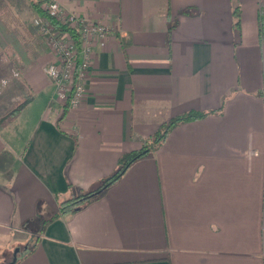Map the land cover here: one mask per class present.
<instances>
[{"label":"crops","instance_id":"0c3cea01","mask_svg":"<svg viewBox=\"0 0 264 264\" xmlns=\"http://www.w3.org/2000/svg\"><path fill=\"white\" fill-rule=\"evenodd\" d=\"M53 1L109 32L64 110L40 15L0 0V248L16 264H264V0ZM190 110L210 113L43 225Z\"/></svg>","mask_w":264,"mask_h":264},{"label":"built area","instance_id":"2783aa9c","mask_svg":"<svg viewBox=\"0 0 264 264\" xmlns=\"http://www.w3.org/2000/svg\"><path fill=\"white\" fill-rule=\"evenodd\" d=\"M42 9L60 24L76 27L77 41L70 30L60 29L44 16H40L36 30L55 54L43 71L54 86L56 98L66 109H72L85 93L94 37H104L109 30L98 22L66 12L53 0L45 1Z\"/></svg>","mask_w":264,"mask_h":264},{"label":"trees","instance_id":"16d2710c","mask_svg":"<svg viewBox=\"0 0 264 264\" xmlns=\"http://www.w3.org/2000/svg\"><path fill=\"white\" fill-rule=\"evenodd\" d=\"M21 1L23 2L24 6L28 7L33 12L38 13L40 16L46 17L52 24L58 26L60 29L70 30L71 33L73 34L75 41L78 40L76 27H71V26H66L64 24H60L54 17H51L50 15L43 12L44 10L42 9V4L47 0H19V2ZM10 2L11 4H13V6L15 5L14 0H10ZM15 7L19 9L16 5ZM184 12L189 14L191 12V9L187 7L184 9ZM233 15L235 17L234 26L239 28V15L237 13L236 8L233 10ZM37 27H38V23L34 27L29 25V28L32 30H34V28L35 30H37ZM120 41L122 44H124V41L122 39H120ZM63 109L65 110L66 106H63ZM207 113H210V112L190 110V111H187L179 115H175L165 120L159 126L155 134L150 139L145 140L139 148L123 153L117 160V168L115 172L111 174L110 176L104 178L95 188H93L89 192L80 193L78 195H75V196H72V197H69L67 199L60 201L58 203V207L56 211L49 218L43 221V225H46L53 219L59 217L60 215L65 214L74 209H77L81 205L89 202L92 198H94L100 192V190H102L104 187L110 185L116 179H118L120 175L123 173V171H125V169L133 161L155 150L163 142L167 133L175 125H177L178 123L185 122V121L202 118ZM18 259L19 258L15 259L14 261H11V264H16Z\"/></svg>","mask_w":264,"mask_h":264},{"label":"rangeland","instance_id":"374dc122","mask_svg":"<svg viewBox=\"0 0 264 264\" xmlns=\"http://www.w3.org/2000/svg\"><path fill=\"white\" fill-rule=\"evenodd\" d=\"M10 1V0H9ZM15 5L23 12L25 13V6L23 4V2H19V0H14ZM13 5V4H12ZM14 5V6H15ZM37 34V33H36ZM38 35V34H37ZM47 76V75H46ZM83 99V98H82ZM36 229H39L38 226H35ZM33 235H29V239L34 240ZM18 245V244H17ZM20 245L23 247L24 245H26V241H23L22 243L20 242ZM17 248V246H14L11 248V244H5L4 248H0V260H1V264H8L10 262V260L12 259V255L14 253V249ZM22 253L21 249H18L16 252V256L20 255Z\"/></svg>","mask_w":264,"mask_h":264},{"label":"water","instance_id":"95a60500","mask_svg":"<svg viewBox=\"0 0 264 264\" xmlns=\"http://www.w3.org/2000/svg\"><path fill=\"white\" fill-rule=\"evenodd\" d=\"M17 250H18V248H15L13 254H15L17 252ZM15 259H16V256L15 257L13 256V260L12 261H14ZM9 264H11V262Z\"/></svg>","mask_w":264,"mask_h":264},{"label":"flooded vegetation","instance_id":"af4514ba","mask_svg":"<svg viewBox=\"0 0 264 264\" xmlns=\"http://www.w3.org/2000/svg\"><path fill=\"white\" fill-rule=\"evenodd\" d=\"M12 258H13V256H12ZM9 263H10V262H9ZM9 263H8V264H9Z\"/></svg>","mask_w":264,"mask_h":264}]
</instances>
